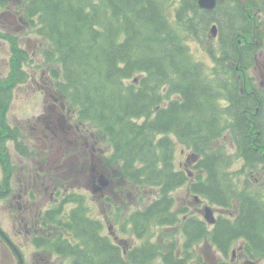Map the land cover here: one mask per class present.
<instances>
[{"label": "flooded vegetation", "instance_id": "flooded-vegetation-1", "mask_svg": "<svg viewBox=\"0 0 264 264\" xmlns=\"http://www.w3.org/2000/svg\"><path fill=\"white\" fill-rule=\"evenodd\" d=\"M191 3L186 15L203 32L200 37L188 26L184 31L198 56L205 63L210 57L214 64L210 71L212 66L204 67V84L213 86L214 76L227 80L209 90V102L215 92L224 100L222 110L211 108L213 114L205 121L211 128L199 135L187 131L179 113V126L161 133V149L172 153L161 158L160 166L166 163L175 177L142 185L134 182L132 169L126 171L134 162L121 158L119 163L116 157L118 166L112 161V149H117L113 135L98 126L91 131L78 119L56 88L55 64L40 74L26 70L37 53H48L47 39L33 31V18L24 16L22 0H0V69L9 66L7 75L0 76V255L6 262L264 264V9L255 0H216L213 8L201 7L199 0ZM184 44L198 59L190 44ZM225 63L233 68L228 71ZM253 66L258 79L246 77ZM235 73L257 80L248 93L238 86ZM170 85L162 98L166 110L185 100ZM16 90L28 102L36 93L40 100L31 110H40L15 114L9 121L7 109ZM191 126L198 128L199 122ZM169 135L185 146L179 150L181 160ZM216 139L219 145L210 148ZM10 141L14 154L7 147ZM236 174L241 184L234 189ZM213 182L218 197L211 193ZM179 189L183 213L172 196ZM247 213L256 215L254 232L245 229ZM221 225L231 231L222 243Z\"/></svg>", "mask_w": 264, "mask_h": 264}, {"label": "trees", "instance_id": "trees-1", "mask_svg": "<svg viewBox=\"0 0 264 264\" xmlns=\"http://www.w3.org/2000/svg\"><path fill=\"white\" fill-rule=\"evenodd\" d=\"M22 1L24 16L33 18L37 34L51 45L48 58L60 64V70L56 67L54 72L60 78L56 88L69 99L78 119L113 135L120 159L135 164V183L149 180L146 183L159 185L164 176L168 181L173 179L175 175L166 163L160 166L161 158L170 152L161 150V154L156 147L161 148L162 141L155 138L179 126V113L187 131L199 135L201 129L211 126L202 120L210 118V109L222 110L216 92L210 109L207 106L209 90H215L216 85L204 84L207 71L202 76L201 68L205 62L192 57L189 45L184 44L188 36L184 27L201 35V26L180 13L173 21L167 15L165 0ZM191 2L185 0V7L192 8L188 7ZM261 7L264 9V3ZM137 74L141 75L138 83H127ZM168 83L169 89L181 91L185 100L166 110L162 98ZM203 108L209 112L203 113ZM196 122L199 127H192ZM131 155L133 160L128 158ZM130 169L126 166V171ZM211 186V193L218 197V184ZM172 202L168 197V205ZM246 217L245 229L254 232L255 213ZM219 230L222 243L231 231L223 225Z\"/></svg>", "mask_w": 264, "mask_h": 264}, {"label": "rangeland", "instance_id": "rangeland-1", "mask_svg": "<svg viewBox=\"0 0 264 264\" xmlns=\"http://www.w3.org/2000/svg\"><path fill=\"white\" fill-rule=\"evenodd\" d=\"M264 1V0H263ZM257 3H258V5H261V3H260V1L259 0H257ZM186 6V3H185V0H165V9H166V12H167V15L173 20V21H175V20H177L178 19V13H180V15H186V9L185 8H187V7H185ZM188 7H192L193 8V6H192V3L188 6ZM188 10H189V8H187ZM228 29H230V25L228 26V24H226L225 25ZM178 27H180V26H178ZM33 31H36V32H38L37 31V29L33 26ZM185 40L190 44V46H191V48L193 49V47H194V42H193V40H191L189 37H186L185 38ZM46 48H48L49 50H48V52H50V51H52V48H51V45H50V43L47 41V44H46ZM193 51H194V53H195V55H196V57L198 58V59H200V60H202V58L201 57H199L198 56V54H199V51H196V50H194L193 49ZM211 53V52H210ZM212 54V53H211ZM36 58H34V60L33 61H35L34 62V65H30L31 64V62L32 61H29V62H27L26 64H25V68H26V70H28V71H30V72H33V71H37V73H41V70L42 69H44V68H46L47 66H51L52 65V63L53 64H55V70H56V67H58V69L60 70V64L59 63H57L56 61H55V59L52 57V58H48V53L47 52H45V53H41V54H36ZM30 57H31V55H30ZM203 61V60H202ZM207 63V64H206ZM206 63L204 64L205 66H206V69L208 70V67L209 66H212L211 67V69H209L208 71H210V70H212L213 69V62L210 60V57L208 58L207 57V59H206ZM0 65H1V63H0ZM225 65V67L228 69V71H229V68L231 67V68H233L232 66H230L229 64H227V63H225L224 64ZM205 66H202L203 67V69L201 68V75L203 76L204 75V67ZM8 71H9V66H7L6 67V69L5 70H3V69H0V76L1 75H7V73H8ZM227 71V72H228ZM246 71H248V72H246V77H248V78H250V77H254L255 79H258V78H260V73H259V71L257 70V68L256 67H252V69L251 70H246ZM207 74V73H206ZM61 75H63V74H61ZM135 76H137L138 78L139 77H141V75L140 74H137V75H135ZM235 76H236V73H235ZM236 78H237V82H238V86H240V88H242L243 89V93H248L252 88H253V84H255L256 82H257V80L256 81H253V82H250V81H248V80H243L244 79V77H239V76H236ZM55 80H60V78L59 77H55ZM124 80H126V79H123V81ZM227 81V80H226ZM225 81V82H226ZM134 81L132 80V78L131 79H129L128 81H127V83H129L130 85L133 83ZM225 82H222L219 78H217V77H212V79H211V83L212 84H215V85H226V83ZM126 82H125V84H127ZM135 83V82H134ZM128 85V84H127ZM17 91V90H16ZM23 93L21 92V91H17L16 92V94L14 95V96H12V99H11V103H10V108H9V110L7 109V119L9 120V121H13V118H14V115L15 114H19V115H23V116H26V115H31L32 113H34V112H36V111H38V110H40V109H38V110H36V111H32L31 109H33V107L34 106H36V105H38V101L40 100V99H38L37 98V94L36 93H33V97L31 98L32 99V101L33 102H28L27 100H25V99H20V97H21V95H22ZM173 95V94H172ZM212 99L214 100V98L212 97ZM209 101H210V99H208V104H207V106L209 107V109H210V104H209ZM217 101L219 102V103H223L224 102V100L222 99V98H217ZM214 102V101H213ZM212 102V103H213ZM205 107V106H204ZM209 109L208 110H206L205 108H203V110H202V112L203 113H207V112H209ZM157 110V109H156ZM156 112V111H155ZM210 114L212 115L213 114V111L210 109ZM210 118H203L202 120L203 121H208ZM143 121V119L141 118V120H140V122H142ZM94 127H91L90 128V130L91 131H96V129H98V127L96 126V125H93ZM174 130V129H173ZM107 134H109L110 135V132L108 131L107 132ZM107 138H108V136L106 135V134H104ZM105 137V138H106ZM106 138V139H107ZM161 138H162V135L160 134V135H158V138H157V140H161ZM169 139H174V140H176V143L174 142V154H177L178 153V159H180L181 160V156H180V154H179V150H180V148H182V147H185L184 146V144H182V143H178V142H180L178 139H176L175 137H171L170 135L168 136V140ZM222 139V138H221ZM107 141H108V139H107ZM110 142V141H109ZM109 142H107L106 143V145L108 144L109 146H110V143ZM219 143H220V141L218 140V139H216V140H214V141H212V143H211V145L209 146L210 148H214V147H216V146H218L219 145ZM226 146H227V144L225 143V148H226ZM8 149H10L11 150V153H15L16 151H15V143L13 142V141H10V142H8ZM33 148H35L36 149V147L35 146H33ZM157 149H159L158 147H156ZM160 150V149H159ZM169 150H171V149H169ZM112 152H113V155H114V158H113V162H115L118 166L120 165L119 163L121 162V159H120V156H119V150H117L116 149V151H115V149L113 148L112 149ZM161 154H163V152H160ZM170 153H172V152H170ZM116 157H118V159H119V163L117 162V160H116ZM139 162V161H138ZM87 168H88V166H87ZM131 168L134 170V171H136V168H135V164L133 163V165L131 166ZM119 170H120V168H119ZM87 172V171H86ZM72 173H74V171H72ZM1 174H2V167L0 168V176H1ZM194 178V177H193ZM193 178H190L191 180L193 179ZM235 179H234V184H233V186H234V189L238 186V185H240L241 184V182H240V178H241V175H238V174H236L235 175V177H234ZM84 184L85 183H83L82 184V188H81V191L84 189ZM184 187H185V185H184ZM147 188H149V187H147ZM181 191H182V189H179V190H177V191H174L173 193H172V196H174L176 199H177V201H178V203L175 205V208H177V209H179L180 208V212L182 211V207H183V200H182V197L180 196V193H181ZM181 213H183V212H181ZM180 213V214H181ZM201 240V242H202V244H204V242H203V240L204 239H200ZM201 244V245H202ZM198 250H199V252L200 251H202L203 250V247H200L199 248V245H198ZM205 260H206V257H205ZM216 260H217V257H216ZM0 264H10V262L8 261V262H6V260L2 257V255H0Z\"/></svg>", "mask_w": 264, "mask_h": 264}, {"label": "water", "instance_id": "water-1", "mask_svg": "<svg viewBox=\"0 0 264 264\" xmlns=\"http://www.w3.org/2000/svg\"><path fill=\"white\" fill-rule=\"evenodd\" d=\"M241 1L243 2V4L246 2V0H241ZM215 2L216 0H199L200 6L206 8H213L215 6ZM213 33L214 35H216L215 29H213ZM207 216H210V214Z\"/></svg>", "mask_w": 264, "mask_h": 264}]
</instances>
